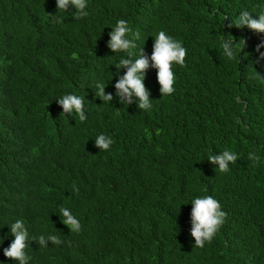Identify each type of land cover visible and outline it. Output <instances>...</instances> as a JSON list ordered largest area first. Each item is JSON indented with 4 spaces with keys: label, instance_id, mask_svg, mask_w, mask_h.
Segmentation results:
<instances>
[{
    "label": "trees",
    "instance_id": "obj_1",
    "mask_svg": "<svg viewBox=\"0 0 264 264\" xmlns=\"http://www.w3.org/2000/svg\"><path fill=\"white\" fill-rule=\"evenodd\" d=\"M261 5L88 0V15L75 19L56 0H0V261L17 264L3 248L14 239L7 223L21 219L30 238L62 241H30L28 264H264V33L227 27ZM119 19L141 32L135 52L150 55L159 30L186 49L172 94L147 70V111L114 95L118 57L106 41ZM227 35L231 60L218 50ZM97 80L111 103L96 97ZM69 92L85 98V121L61 117L56 98ZM100 133L112 137L107 151L94 146ZM224 149L238 159L222 173L207 156ZM196 195H213L226 213L203 248L189 234ZM61 206L79 218L78 233L61 222Z\"/></svg>",
    "mask_w": 264,
    "mask_h": 264
},
{
    "label": "clouds",
    "instance_id": "obj_2",
    "mask_svg": "<svg viewBox=\"0 0 264 264\" xmlns=\"http://www.w3.org/2000/svg\"><path fill=\"white\" fill-rule=\"evenodd\" d=\"M56 6L58 13L71 15L75 19L88 15V0H56ZM69 9L74 10L69 11ZM253 13L257 15L253 16ZM53 17L59 19L58 15ZM245 26L257 33H264V5H261L255 12L246 9L241 10L235 18L231 17L230 22L227 24L229 29ZM108 36L107 47L115 53L113 56L118 57L114 63L116 73H113L118 75V79L115 80L113 87L115 98L119 103L129 106L135 102L139 109L145 111L152 108L150 90L144 83L149 68L156 69V78L160 85L159 91L163 96L170 95L175 91L176 78L173 69L176 65H183L186 56V49L179 40L165 30H159L155 35H152L154 39L150 55L144 54L143 47L135 52L133 50L137 48L138 42L142 40V35L140 31H133L124 19L117 20L115 25L111 26ZM261 48H264V41H261L256 47L258 53L257 63L264 61V51H261ZM218 50L222 57L229 60L234 57L236 41L232 35L231 37L229 35L227 37L223 36ZM121 53L124 55L121 56ZM121 69H124L122 74H120ZM105 87L102 80H97L92 88L96 97H99L103 103H111L114 99L113 93L106 92ZM56 101L62 109L61 117L70 115L75 119L78 117L81 122L87 119L84 97L69 92L56 98ZM112 143V137L104 133H100L94 138V146L100 152L109 150ZM248 158L252 161L260 160V157L254 152H249ZM237 159L238 153L229 149L207 156V160L214 166L215 170L222 173L227 172L230 164L236 163ZM73 191H78L75 185H73ZM189 202L192 205L189 234L194 238L193 247L203 248L216 235L224 222L226 213L213 195H196ZM57 213L61 222L70 229L71 233H78L81 230L79 218L72 212L71 208L61 206ZM7 224L14 239L8 247L3 248V253L6 257L14 259L17 264H28L30 256L26 249L29 247L30 241H36L41 247L48 246L46 241H51L54 245L62 243L55 234H48L47 236L41 234L38 237L30 238L28 229L21 219ZM4 238V236H0V245L3 244ZM0 264H5V262L0 261Z\"/></svg>",
    "mask_w": 264,
    "mask_h": 264
}]
</instances>
